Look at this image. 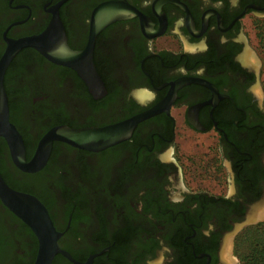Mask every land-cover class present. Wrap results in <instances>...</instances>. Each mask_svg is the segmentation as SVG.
Masks as SVG:
<instances>
[{"label":"flooded vegetation","instance_id":"obj_1","mask_svg":"<svg viewBox=\"0 0 264 264\" xmlns=\"http://www.w3.org/2000/svg\"><path fill=\"white\" fill-rule=\"evenodd\" d=\"M59 1L0 0L15 13L0 25V57L7 39L43 31ZM110 2L122 17L97 32L92 49L103 91H91L76 69L27 46L3 77L8 107L14 105L9 119H15L10 121L28 161L53 126H103L152 113L127 139L100 151L53 141L47 162L34 172L22 171L5 155L8 175L25 187L3 178L48 210L60 249L74 259L57 253L51 264H230L219 258L222 237L264 193V105L254 90L258 74L248 62L244 23L248 15L264 18V0H62L58 13L71 49L86 47L94 11ZM39 5L41 16L33 12ZM192 134L215 140L213 155L228 162L230 194L190 189L185 164L196 166L201 159L184 164L190 154L181 151L179 140ZM0 141V152H9ZM69 149L77 153L78 166L47 171L55 156L66 162ZM207 152L203 164L213 159ZM79 171L89 189L77 183ZM1 214L6 223H0V264H32L35 235L0 201ZM83 228L90 234L87 248L81 247Z\"/></svg>","mask_w":264,"mask_h":264},{"label":"water","instance_id":"obj_2","mask_svg":"<svg viewBox=\"0 0 264 264\" xmlns=\"http://www.w3.org/2000/svg\"><path fill=\"white\" fill-rule=\"evenodd\" d=\"M61 2L62 0L51 7L52 17L43 31L36 35L18 39H7L6 48L0 57V137L5 140L13 163L25 172L37 171L45 165L53 141H62L73 147L89 151H100L127 139L135 125L153 111L142 112L103 126L78 128L66 125L53 126L38 141L32 157L28 161L26 160L23 138L9 119L7 94L3 84L5 69L10 60L20 49L30 46L51 61L76 69L89 85L91 91H103V83L93 62L94 37L108 22L122 17V10L115 3L100 5L94 11L86 47L83 50H73L67 44L64 27L58 13V6ZM0 201L9 211L22 220L35 235L37 251L32 264H51L57 253H61L74 261L69 253L60 249L58 244L60 232L56 230L44 204L33 194L10 187L1 172ZM263 202L264 193L258 201L251 205L245 222L253 221L251 219L252 210Z\"/></svg>","mask_w":264,"mask_h":264},{"label":"rangeland","instance_id":"obj_3","mask_svg":"<svg viewBox=\"0 0 264 264\" xmlns=\"http://www.w3.org/2000/svg\"><path fill=\"white\" fill-rule=\"evenodd\" d=\"M3 5L4 4L0 3V25L6 24L7 21L12 20L13 14L15 15V13L12 14L6 11L5 5ZM39 7L40 5L36 7L33 12H36L37 14H39L38 16H41ZM20 13L26 14V11L22 10ZM244 23L245 27L247 28L246 32L250 35L249 42H246L248 62L255 66L258 74L254 90L258 95L259 101L262 100L264 105V18L254 19L252 15H248V17L245 18ZM1 48L3 47L0 44V49ZM35 63V65L33 64L34 66L38 67L40 65L39 61ZM62 93L63 92L61 91V94ZM13 120L15 119L13 118ZM16 123L20 126L18 121H16ZM213 141L215 140L206 135L200 134H192L191 136H187L179 140L181 151L190 154L188 160H183L184 164L185 162L190 164V162L194 160V157H198L201 159L200 163H197L196 166L185 164V167L190 176L187 182L189 183V186L191 187L190 189L192 190L195 188H205L210 192L214 191L221 192L222 194H230L233 184L231 177H229L228 175V162L223 156L221 157L219 153H216V157L213 155V151H216V143H213ZM0 142V147H2L3 143L2 141ZM208 150L211 151V153L207 152ZM204 151L207 152L206 155L208 154L211 158H213L207 164H203V160L205 159L202 157ZM8 154L9 152L6 151L5 148H2V151L0 152V162L5 168L6 173L8 164H6V161L4 159L6 156L8 157ZM64 156L67 157L66 162L61 161L60 159L57 161V156H55L53 160L56 163L52 162L53 164H50V166L47 168V171H51V169H54V173L58 174V172H62L68 164H75L76 166H78L79 159L77 153L74 150H65ZM183 159H185L184 155ZM216 166H218V171L222 176H217V173H219L217 172V169L215 172L212 171ZM81 169L82 168H79V170ZM45 171L46 170H44L43 172ZM79 173L80 174H78L77 183L82 185L81 188L89 189L86 184H83L85 181L83 173H81L80 171ZM8 177L15 185L19 187H25L24 182L16 181L13 176ZM226 178H228V182L226 181ZM248 213L245 217H247ZM94 218H97L95 220L97 226L99 227V222H97L98 217ZM245 221L246 219L244 218L242 221L238 222V226L234 228V230L222 237V246L218 250L219 258L224 262H229L230 264H264V216L258 218L257 220L249 222ZM1 222L6 223V217L3 214L0 215V223ZM58 223L60 225L62 224L60 220H58ZM86 230L87 229L83 228V234L80 236V242L83 243L81 244L82 248H87L91 245L87 243L90 234L86 232ZM13 263L14 262L10 261L6 264Z\"/></svg>","mask_w":264,"mask_h":264},{"label":"trees","instance_id":"obj_4","mask_svg":"<svg viewBox=\"0 0 264 264\" xmlns=\"http://www.w3.org/2000/svg\"><path fill=\"white\" fill-rule=\"evenodd\" d=\"M9 96V95H8ZM13 103L10 101L9 102V107H10V112H11V115H13ZM10 115V116H11ZM10 119L11 120H13V118L12 117H10ZM56 142V141H55ZM55 142L53 143V145L55 144ZM0 150H1V147H0ZM0 172H1V174H2V176L4 177V178H8L9 179V175H8V173H6L5 172V168L2 166V164H1V162H0Z\"/></svg>","mask_w":264,"mask_h":264},{"label":"bare ground","instance_id":"obj_5","mask_svg":"<svg viewBox=\"0 0 264 264\" xmlns=\"http://www.w3.org/2000/svg\"><path fill=\"white\" fill-rule=\"evenodd\" d=\"M261 208H259L257 211H256V213H254V214H251V219H256V218H261V217H263L264 216V214H262L263 212H264V202H263V204L261 203ZM260 210L262 211L261 212V214H259V212H260Z\"/></svg>","mask_w":264,"mask_h":264},{"label":"crops","instance_id":"obj_6","mask_svg":"<svg viewBox=\"0 0 264 264\" xmlns=\"http://www.w3.org/2000/svg\"><path fill=\"white\" fill-rule=\"evenodd\" d=\"M250 29V28H249Z\"/></svg>","mask_w":264,"mask_h":264}]
</instances>
